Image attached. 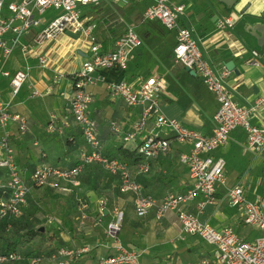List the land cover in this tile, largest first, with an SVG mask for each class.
I'll list each match as a JSON object with an SVG mask.
<instances>
[{"label": "crops", "instance_id": "obj_1", "mask_svg": "<svg viewBox=\"0 0 264 264\" xmlns=\"http://www.w3.org/2000/svg\"><path fill=\"white\" fill-rule=\"evenodd\" d=\"M143 1L130 0L128 5L121 6L110 0L97 7L95 12L91 9L88 14L90 24L95 23L99 27L98 19L103 16L99 14L101 9L106 13L109 10L114 12V8L123 11L114 24L115 28H111L116 36L107 38L113 43L104 44L106 50L113 49L117 39L130 29L142 39L141 47L130 54L128 68L124 72L104 70L100 73L103 80L90 87L94 97L92 117L102 149L109 156H121V148L136 149L135 145L127 147L123 144L121 134L115 133L114 126L126 133L139 121L142 112L140 107H128L122 99L111 97L107 91L109 83L124 80L138 85L152 77L164 79L160 94L163 114L207 135L213 132L214 117L219 108L216 97L205 82L175 63L173 52L177 33L168 31L159 22L143 21V13L153 3L147 0V5L139 9L137 6ZM226 1L174 0L186 6L183 22L194 29L205 56L219 71L228 72L226 83L234 100L241 105H253L264 99V0H237L231 7ZM131 4L135 5L133 9L128 7ZM231 15L238 17L234 27L219 28V23ZM35 36L36 32L25 36L7 61L0 53V68L12 74L17 71L29 73L27 82L16 96L9 79L0 78V100L9 105L12 113L25 116L29 125V131L21 134L18 125L10 122L7 129L0 127V138L4 135L9 137L15 163L30 188L27 205L30 219L37 213L39 205L45 204L46 211L53 214L57 222L51 218L53 222L49 224L48 221L45 236L35 238L28 249L82 248L87 250L86 254L72 264H97L100 259L115 253L107 227L113 209L119 207L125 214L119 240L124 247L138 254L137 264H200L211 259L215 248L199 235L184 233L177 213L170 212L161 220L156 218L155 212L139 218L133 196L122 194L118 179L98 165H92L78 178L79 187L63 181L61 185L65 191L51 188L34 190L31 178L35 168L50 164L69 169L80 160L84 151L89 150L74 121L71 107L73 76L87 60L88 47H85L82 37L74 34L61 35L42 44L35 42ZM39 55H46L49 64L42 66ZM228 62L234 63L238 74L226 69ZM58 73L63 76L54 83ZM53 119L56 120V133L48 130ZM251 122L264 129V110L253 114ZM152 129L151 124L147 131ZM154 132L164 138H172L167 127ZM186 149V146L172 142L167 153L152 159L146 173L131 166L128 159L133 177L147 195L163 200L189 189V170L179 159L180 153ZM213 155L226 161L225 183L216 185V202L207 205L199 219L217 230L231 227L242 240L254 241L263 236V232L243 223L244 210L230 205L229 190L243 187L247 199L261 203L264 211V151L250 148L245 132L237 129ZM74 199L78 203L83 200L89 204L85 221L78 213V203L72 204ZM101 199L107 201L103 215L100 214ZM203 200V197H198L184 210L197 214V206Z\"/></svg>", "mask_w": 264, "mask_h": 264}, {"label": "built area", "instance_id": "obj_2", "mask_svg": "<svg viewBox=\"0 0 264 264\" xmlns=\"http://www.w3.org/2000/svg\"><path fill=\"white\" fill-rule=\"evenodd\" d=\"M110 0H0V53L7 61L21 45L22 39L31 32H36L35 42L42 44L56 37L72 33L82 37L85 47H88V58L82 68L74 74V92L71 100L72 115L78 126L85 144L89 147L84 151L77 164L69 169H60L47 164L35 169L31 183L35 188H51L65 191L62 182H70L79 187L78 178L92 165H98L118 179L119 190L124 195L133 196L136 214L139 218L155 212L158 220L168 213L175 212L182 229L186 234L199 235L215 251L211 259L200 264H264V211L261 203L247 199L243 187L229 190V202L232 207L243 208V223L263 232V236L254 241H244L231 227L217 230L211 225L200 221L199 215L206 206L216 202V185L225 183L226 161L215 157V151L223 147L230 135L237 129H242L247 137L248 146L264 151V129L251 122V116L264 110V99L253 105H241L234 100L232 91L226 83L228 72L219 71L205 56L200 40L195 31L183 22L186 6L175 3L174 0H152L143 13V21L161 23L168 31L177 33L173 57L178 65L194 71L207 85L216 97L219 108L214 117V128L210 135L188 128L175 119L166 117L160 107V94L164 88V79L149 78L138 85L126 81L112 82L107 87L108 94L120 98L128 107H140L141 117L132 129L122 133L118 126L114 131L121 134L125 146L135 145L140 156V163L135 168L141 173L149 171V163L162 153H167L172 142L186 146L180 153V162L189 170L191 181L189 189L184 193H175L163 200H157L144 192L142 185L133 177L131 166L123 160L104 154L101 141L97 135L96 122L91 113L94 97L90 87L103 78L104 70L124 72L128 68L130 54L139 49L142 39L133 30H128L116 41L113 49L106 50L104 43L96 35L98 26L90 24L88 14L91 9L101 7ZM121 6L129 4L130 0H115ZM49 10L59 11V16L48 20L45 13ZM238 17L230 16L219 23V28L232 29ZM258 56L257 52H253ZM42 66L49 64L46 55H39ZM63 75L55 77L57 83ZM9 79L13 95L20 93L28 80V71H10L0 68V78ZM18 125V131L26 134L29 131L25 116L12 113L8 104L0 100V127L5 130L9 123ZM151 131H147L150 125ZM163 127L170 129L172 138H164L154 130ZM50 133L57 132L56 120L48 125ZM9 137L0 138V219L18 218L24 215L28 205L30 188L15 163V155ZM203 197L197 208L198 213L184 210V207ZM107 201H99L100 214L103 215ZM89 204L80 200L78 211L81 220L87 219ZM124 211L115 207L112 219L107 227V235L114 244L115 253L100 259L97 264H137L138 254L127 249L119 240V234L124 226ZM52 220L49 221V224ZM82 248H62L50 260H58V264H70L73 260L86 254ZM20 261L21 257L11 255L0 258V262L8 260ZM40 259H32L30 264L40 263Z\"/></svg>", "mask_w": 264, "mask_h": 264}, {"label": "rangeland", "instance_id": "obj_3", "mask_svg": "<svg viewBox=\"0 0 264 264\" xmlns=\"http://www.w3.org/2000/svg\"><path fill=\"white\" fill-rule=\"evenodd\" d=\"M147 3H148L147 0H144L137 7L139 9H142V7L146 6ZM134 6H135L134 4H131L128 7H129V9L130 8L133 9ZM113 11L114 12L109 11L108 13H106V15H103V16L100 15V17L98 19L99 27L96 31V35L98 37H100L101 34L105 38H111V37L116 36V34L114 35L111 28L114 27L115 22L120 18L121 15H123V11L120 10V8H114ZM59 14H60L59 11L49 10L45 13V18L50 20L52 18L59 16ZM38 189H41V188H36L34 190H38ZM76 203H78V201L76 199H74L72 201V204H74V206H75ZM37 210H38L37 213L33 214L32 219H30L29 211L25 210L24 216L22 217V219L20 218L21 220L20 219L13 220V224H12L13 227L12 228H8V229L0 232V251L5 250L8 247V245L10 244V242L13 240V241H18L21 243L20 249H22L24 252H26V251L29 252V250L25 247V245L27 244L25 237H27L28 232L34 227L35 228L47 227L49 225L48 221L52 220V219L54 220L55 223H57L56 220L54 219V217L52 216L53 214L50 215V212L46 211L45 204H40L39 207L37 208ZM53 220H52V222H53ZM19 221L25 222L24 224L26 226H24V224H23L21 227L19 224L20 223ZM50 226H52V225H50ZM60 247H62V246H60ZM64 248H75V247L64 246ZM84 255L85 254L78 257L77 259L82 258ZM59 260L60 259H58V260H49L48 259V260H43L38 264H58ZM10 264H28V263L26 261L21 260V261H17V262L10 263Z\"/></svg>", "mask_w": 264, "mask_h": 264}, {"label": "trees", "instance_id": "obj_4", "mask_svg": "<svg viewBox=\"0 0 264 264\" xmlns=\"http://www.w3.org/2000/svg\"><path fill=\"white\" fill-rule=\"evenodd\" d=\"M100 8H98L97 10H99ZM232 10V9H231ZM110 11V10H109ZM108 12V11H107ZM99 14H102V15H104V14H106V11H104L103 12V10L101 9L100 11H99ZM100 40H102V42L106 45V46H108L109 45V43H113V42H109V39H107V38H105L102 34L100 35ZM119 153H120V155L121 156H109V155H106L105 153V155L106 156H109V157H114V158H116V159H120V160H123V161H125L126 163H128V159H130L131 160V166H136V165H138L139 163H140V156L138 155V153H137V151L134 149V150H131V149H124V148H121L120 150H119ZM77 164V163H76ZM75 164V165H76ZM47 165H50V164H47ZM74 165V166H75ZM50 166H54V165H50ZM54 167H57V166H54ZM73 167V166H72ZM38 168V167H37ZM59 168V167H58ZM90 168V167H89ZM88 168V169H89ZM36 169V168H35ZM35 169H34V171H35ZM60 169H62V168H60ZM87 169V170H88ZM62 170H64V169H62ZM86 170V171H87ZM34 171H33V173H34ZM85 171V172H86ZM21 172V171H20ZM33 173H32V175H33ZM22 174V173H21ZM83 175V174H82ZM0 176H2L1 174H0ZM29 198V197H28ZM29 200V199H28ZM79 204V203H78ZM26 210H27V208H26ZM25 213V212H24ZM78 213L80 214V212L78 211ZM24 216V215H23ZM23 216H21V217H18V218H6V219H0V232L1 231H3V230H6V229H8V228H12L13 226H12V224H13V220H18V219H22V217ZM80 217H81V215H80ZM20 219V220H21ZM20 223V226L22 227V225H23V223L21 222V221H19ZM18 224V225H19ZM24 226H26L25 224H24ZM23 226V227H24ZM42 227H39V228H32L29 232H28V234H27V237H25V240H26V242H27V244L25 245V247L28 249V245H30L32 242H33V240L35 239V238H37V237H44L45 236V232H46V229H45V231L44 232H41L40 231V229H41ZM45 228V227H44ZM20 242H18V241H11L10 242V244L8 245V247L5 249V250H3V251H0V258H8V257H10L11 255H17V256H20L21 257V260L22 261H26L28 264H30V261L32 260V259H40L41 261H43V260H50V258H52V256L53 255H55L56 253H57V251L59 250V249H62V248H64V246H62V247H55V248H51V247H49V248H46L45 250H41V251H37V250H33V249H28L29 250V252L28 251H26V252H24L22 249H20ZM23 248V247H22ZM25 248V249H26ZM20 260V261H21ZM76 260V259H75ZM75 260H73L70 264H72ZM14 262H17V261H14V260H8V261H5V262H0V264H10V263H14Z\"/></svg>", "mask_w": 264, "mask_h": 264}, {"label": "water", "instance_id": "obj_5", "mask_svg": "<svg viewBox=\"0 0 264 264\" xmlns=\"http://www.w3.org/2000/svg\"><path fill=\"white\" fill-rule=\"evenodd\" d=\"M232 2V3H231ZM237 2V0H228V1H226V4L228 5V6H232V5H234L235 3ZM70 36H73V34L72 33H68ZM76 37V36H75ZM226 69L227 70H229V71H235V73H237L238 74V71H236V69H235V65H234V63L233 62H228L227 64H226ZM188 71H190L189 69H188ZM190 72H192L193 74H195L196 75V73L194 72V71H190ZM40 231L41 232H44L45 231V228L44 227H42L41 229H40Z\"/></svg>", "mask_w": 264, "mask_h": 264}]
</instances>
